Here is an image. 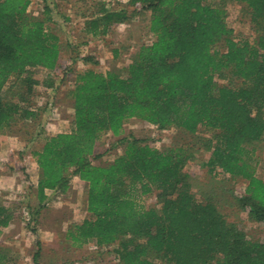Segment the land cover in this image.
<instances>
[{
  "label": "trees",
  "instance_id": "obj_1",
  "mask_svg": "<svg viewBox=\"0 0 264 264\" xmlns=\"http://www.w3.org/2000/svg\"><path fill=\"white\" fill-rule=\"evenodd\" d=\"M41 1L45 16L38 17L28 10L30 0H0V134L14 121L36 116L27 101L35 85L53 86L60 46L47 27L49 0ZM232 1L248 16L251 37L235 38L228 26L225 6ZM128 4L149 12L152 40L124 68L75 73L68 91L70 130L46 136L31 154L39 171L38 201L48 199L47 190L53 197L64 194L69 172L85 181L88 216L70 225L65 238L77 247L113 245L120 264H264V242L228 222L212 200L195 197L184 171L193 152L122 135L130 118L192 135L204 128L210 134L208 170L243 179L239 204L251 220L264 223V180L256 176L249 147L264 140V0ZM97 6L84 22L92 36H104L130 18L123 5L97 0ZM80 59L97 63L90 55ZM36 68L46 72L42 82L34 77ZM66 73L63 68L61 77ZM107 132L119 137L122 151L106 164L93 163L100 157L97 139ZM154 191L156 205L143 206L140 197ZM12 219V209L0 204V232ZM0 264H16L13 253L0 248Z\"/></svg>",
  "mask_w": 264,
  "mask_h": 264
},
{
  "label": "rangeland",
  "instance_id": "obj_2",
  "mask_svg": "<svg viewBox=\"0 0 264 264\" xmlns=\"http://www.w3.org/2000/svg\"><path fill=\"white\" fill-rule=\"evenodd\" d=\"M104 2L115 7L125 6L130 18L114 24L104 36H92L84 31V22L86 16L97 11V0H49L47 27L57 35L60 46L57 70L51 76L53 86L35 85L27 101L36 109V116L27 121L16 120L0 134V204L13 211L12 221L0 232V248L13 253L16 264H120L113 245L98 247L89 242L77 247L65 238L70 225L88 216L87 183L69 172L68 190L56 197L47 190L48 199L39 202L36 192L39 171L31 155L40 149L46 136L70 130L73 101L68 91L74 85L78 70L93 67L105 72L124 68L138 47L152 40L148 11L135 9L128 0ZM28 10L34 16H45L41 0H30ZM225 10L226 22L234 37H251L249 18L242 5L228 2ZM82 55L93 56L97 63L82 62ZM63 68L67 70L65 77H61ZM34 77L42 82L46 78L45 70L36 68ZM10 85L8 82L6 86ZM122 135L146 139L161 149L179 146L193 152L184 171L189 174L195 197L212 200L228 222L235 223L248 238L264 242V223L251 220L238 201L246 182L219 169L208 170L205 163L210 151L205 140L210 134L204 128L200 127L192 135L175 127L160 130L146 121L130 118L124 123ZM118 138L110 132L101 134L95 148L100 157L93 159V163L112 161L122 151ZM249 147L254 148L257 160L256 176L264 180V140ZM155 194L154 191L141 196L140 203L145 207L155 206ZM36 251L39 255L34 262Z\"/></svg>",
  "mask_w": 264,
  "mask_h": 264
},
{
  "label": "crops",
  "instance_id": "obj_3",
  "mask_svg": "<svg viewBox=\"0 0 264 264\" xmlns=\"http://www.w3.org/2000/svg\"><path fill=\"white\" fill-rule=\"evenodd\" d=\"M1 137H4V138H6L7 136H5V135H1Z\"/></svg>",
  "mask_w": 264,
  "mask_h": 264
}]
</instances>
